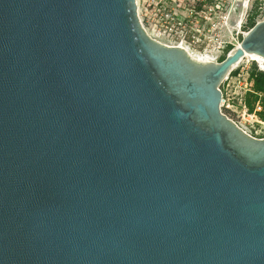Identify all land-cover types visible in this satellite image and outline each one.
<instances>
[{
    "label": "water",
    "instance_id": "water-1",
    "mask_svg": "<svg viewBox=\"0 0 264 264\" xmlns=\"http://www.w3.org/2000/svg\"><path fill=\"white\" fill-rule=\"evenodd\" d=\"M222 61L151 37L137 0H0V264H264V138Z\"/></svg>",
    "mask_w": 264,
    "mask_h": 264
},
{
    "label": "rangeland",
    "instance_id": "rangeland-1",
    "mask_svg": "<svg viewBox=\"0 0 264 264\" xmlns=\"http://www.w3.org/2000/svg\"><path fill=\"white\" fill-rule=\"evenodd\" d=\"M152 1L153 0H137L140 20L144 22L145 19V22L148 23L147 26L145 25L147 28L146 31L151 37L168 45H184L191 52L193 51L192 53L196 56L202 54L203 56H201V58H203L204 55H208V60L215 62L220 61V58L225 54V49L229 44L234 47L237 46L242 40L243 34L250 30L247 24L252 11L257 13L255 16L256 22L264 19V0H205L202 4L207 3L209 6H215L217 4L222 5L224 23H222L220 19H217L216 16H212L213 21L218 22V33L222 36L218 42L205 41V43L197 46L188 41L186 37L170 39L167 36L158 34L151 20L145 16V8H147L148 4ZM186 2L189 7L193 6L194 2H196L197 5L201 4L200 0H186ZM204 27V24L199 25L203 33L206 32L209 34V32L203 29ZM211 33L212 32H210L209 35H211ZM215 33L216 31H213V34ZM253 60L252 57L246 56L233 68V70L239 69L240 73L232 76L230 73L228 75L230 76L229 82H226V84L225 82L222 83L221 89L224 94L223 98L227 100L225 105L222 106V109L225 114L237 122L250 135L264 138V120H261L256 114L245 113L241 109L242 96L247 90L245 85L248 78V70ZM258 63L260 67H264V59Z\"/></svg>",
    "mask_w": 264,
    "mask_h": 264
},
{
    "label": "built area",
    "instance_id": "built-area-1",
    "mask_svg": "<svg viewBox=\"0 0 264 264\" xmlns=\"http://www.w3.org/2000/svg\"><path fill=\"white\" fill-rule=\"evenodd\" d=\"M202 2H205V0H200L201 4L198 5L196 2H194L193 6L189 7L186 0H153L150 4H148L147 8H145V16L151 20V23L154 25L155 30L158 34L167 36L170 39L186 37L188 41L197 46L205 43V41L218 42L220 41L222 35L218 33V22H214L212 16H216L217 19H220L222 23H224L222 5L217 4L215 6H209V4H202ZM142 23L144 28L147 30L146 26L148 23L145 22V19ZM201 24H204L205 27L203 29L209 32V34L210 32H212L211 35L206 32L203 33L200 30L199 25ZM212 30L216 31V33L213 34ZM180 46H183L188 49L184 45ZM189 52L193 56H196L190 50ZM229 80L230 76H228L223 81V83L225 82L226 84V82H229ZM245 86L247 90H249L252 86V82H250L248 78ZM226 101V98H224L222 101V106L225 105ZM261 108V105L258 104L256 110L259 111L261 110ZM241 109L245 113H249L248 108L244 104L243 100L241 101Z\"/></svg>",
    "mask_w": 264,
    "mask_h": 264
},
{
    "label": "trees",
    "instance_id": "trees-1",
    "mask_svg": "<svg viewBox=\"0 0 264 264\" xmlns=\"http://www.w3.org/2000/svg\"><path fill=\"white\" fill-rule=\"evenodd\" d=\"M257 13L251 12L248 19V26L251 29L257 22L255 21V16ZM234 48L233 45H228L225 49V54L220 58V61L225 59L227 54ZM259 61L253 60L248 70V80L252 82V86L249 90L245 92L242 96L244 104L248 108L250 114H256L261 120H264V67L259 66ZM240 73L239 69H235L231 72L232 75H237ZM261 105V110H256L257 106Z\"/></svg>",
    "mask_w": 264,
    "mask_h": 264
},
{
    "label": "bare ground",
    "instance_id": "bare-ground-1",
    "mask_svg": "<svg viewBox=\"0 0 264 264\" xmlns=\"http://www.w3.org/2000/svg\"><path fill=\"white\" fill-rule=\"evenodd\" d=\"M193 52V51H192ZM201 56L203 55H198V56H195L197 59H200V60H208V56H204L203 58H201ZM250 57H252L254 60H257V61H262L263 58H260V57H257V56H252V55H248Z\"/></svg>",
    "mask_w": 264,
    "mask_h": 264
}]
</instances>
